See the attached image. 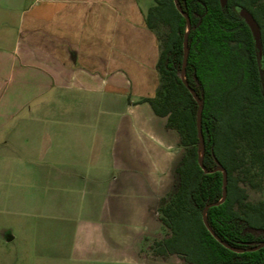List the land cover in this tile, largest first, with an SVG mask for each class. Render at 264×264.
I'll list each match as a JSON object with an SVG mask.
<instances>
[{
    "label": "crops",
    "instance_id": "1",
    "mask_svg": "<svg viewBox=\"0 0 264 264\" xmlns=\"http://www.w3.org/2000/svg\"><path fill=\"white\" fill-rule=\"evenodd\" d=\"M6 2L7 16L18 15L0 21L14 31L1 50L0 101L12 84L18 99L0 113V174L13 176L2 179L18 192L16 207L73 219L84 259L113 262L125 249L140 262V239L160 222L156 199L181 156L166 118L137 102L159 84V41L145 22L155 0Z\"/></svg>",
    "mask_w": 264,
    "mask_h": 264
},
{
    "label": "trees",
    "instance_id": "2",
    "mask_svg": "<svg viewBox=\"0 0 264 264\" xmlns=\"http://www.w3.org/2000/svg\"><path fill=\"white\" fill-rule=\"evenodd\" d=\"M188 14L185 79L203 100L204 149L199 162L198 103L180 76L186 18L174 0H155L145 22L159 41V84L141 97L166 118V128L184 151L174 167L175 189L160 206L159 220L169 232L156 241L157 256H179L185 264H264V200L250 201L243 182L248 173L264 176V62L248 24L235 6L248 10L261 30L264 53V0H178ZM164 30V36L161 31ZM227 171L226 197L219 201L221 171ZM204 169L210 171L206 172ZM251 184H256L251 181ZM236 249H242L237 251Z\"/></svg>",
    "mask_w": 264,
    "mask_h": 264
},
{
    "label": "rangeland",
    "instance_id": "3",
    "mask_svg": "<svg viewBox=\"0 0 264 264\" xmlns=\"http://www.w3.org/2000/svg\"><path fill=\"white\" fill-rule=\"evenodd\" d=\"M6 1L0 0V21L16 22L15 18L18 14L7 16L5 13V9L8 6ZM10 2L13 8H18L24 0H10ZM0 34L6 35V37H0L1 57L3 55L1 50L8 49L7 44L13 39L14 31L13 28L0 25ZM161 35L164 36V30L161 31ZM3 73L2 71L0 72L2 74L0 75V87L6 84V78ZM15 90V85L12 84L5 99L0 101V113L6 110V107L15 106V101L18 99L15 96ZM24 97L25 95H23ZM2 137L3 134L0 132V140H2ZM179 149L182 154L184 150L180 146ZM253 173V171L248 173L243 185L248 189V199L250 201H263L264 176ZM7 176L11 177L12 175L0 174V264H185L177 255H170L166 258L161 257L155 261V256H157L155 243L169 232V229L161 222H158L156 228L152 227L151 230H147L148 232L141 237L138 248L139 255L137 254L140 262L131 261L130 258L132 257L126 253L125 249L121 250L120 248L116 252L119 258L117 261L100 262V260L84 259L85 248L73 245L75 240L74 227L77 223L73 219L69 222H61L59 220L35 218L26 213L25 206H23L24 209L16 207L14 201L18 192L12 189L13 183H4L3 179H11H8ZM251 181L256 184L252 185ZM174 189V174L172 173V175H169L166 184L162 185V190L156 199L155 209H153L155 211L154 217L158 220L160 206L166 202V199ZM144 195H140L142 199L146 197ZM62 225L65 226V232L61 231ZM151 225H153V222H151ZM85 240L84 234L79 238L80 244Z\"/></svg>",
    "mask_w": 264,
    "mask_h": 264
},
{
    "label": "water",
    "instance_id": "4",
    "mask_svg": "<svg viewBox=\"0 0 264 264\" xmlns=\"http://www.w3.org/2000/svg\"><path fill=\"white\" fill-rule=\"evenodd\" d=\"M174 3L177 7V9L180 11V13L182 15H184V17L186 18V31L184 34V39H183V60H182V66H181V71H180V76L183 79L184 83L187 85L186 83V79H185V67H186V62H187V57H188V31L190 29V19L188 17V14L185 13L181 7L178 4V0H174ZM227 3V0H220V4L222 7H225ZM235 9L238 13V15L248 24L252 36H253V40H254V44L255 47L258 51V56H259V60L260 63L263 64L264 62V53H263V46H262V41H261V33H260V28L258 26V23L256 22V20L254 19V17L252 16V14L246 10L245 8H243L242 6L236 5ZM188 89L190 91V93L192 94V96L195 98V100L198 103V109H197V117H196V126H197V135H198V139H199V162L200 165L202 166V155H203V149H204V138H203V133H202V110H203V100L202 98L197 94V92L190 86H188ZM206 172H210L206 169H204ZM211 171H221L222 175H223V191H222V197L219 201L215 202V203H211L208 204L204 207L203 209V218H204V223L206 225V227L208 228V230L212 233V235L220 242H222L224 245L228 246L227 244H225L220 237L212 230V228L209 226L208 222H207V218H206V213H207V209L209 208V206L213 205V204H217L222 202L225 197H226V183H227V171L223 166H218L215 169L211 170ZM262 246H264V242L258 244V245H254L252 247H249L247 250L250 251H255L259 248H261ZM237 251H242V249H236Z\"/></svg>",
    "mask_w": 264,
    "mask_h": 264
},
{
    "label": "flooded vegetation",
    "instance_id": "5",
    "mask_svg": "<svg viewBox=\"0 0 264 264\" xmlns=\"http://www.w3.org/2000/svg\"><path fill=\"white\" fill-rule=\"evenodd\" d=\"M253 16V15H252ZM255 19V18H254ZM259 26V25H258ZM260 28V27H259ZM260 33H261V30H260Z\"/></svg>",
    "mask_w": 264,
    "mask_h": 264
}]
</instances>
